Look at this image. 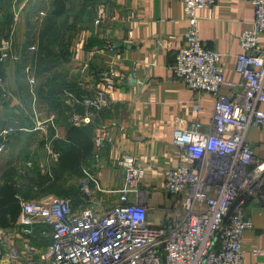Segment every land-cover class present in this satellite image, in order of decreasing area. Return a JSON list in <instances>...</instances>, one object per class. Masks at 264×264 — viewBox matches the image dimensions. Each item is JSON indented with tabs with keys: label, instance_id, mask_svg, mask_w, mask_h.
<instances>
[{
	"label": "built area",
	"instance_id": "built-area-1",
	"mask_svg": "<svg viewBox=\"0 0 264 264\" xmlns=\"http://www.w3.org/2000/svg\"><path fill=\"white\" fill-rule=\"evenodd\" d=\"M181 1L187 27L172 75L190 89L214 94L215 104L208 130L200 128L198 118L189 123L175 119L173 143L181 155L177 165L163 169V188L169 195L164 213L153 222L149 209L153 189L144 184V167L134 155L116 160L123 172L118 188H104L84 166L77 204L71 196L19 197L17 226L22 247L30 255L28 264H247L241 245L244 231L251 227L246 206L249 202L264 204V158L246 140L251 126L264 127V45L259 43L264 34V0H249L254 19L252 27L239 36L243 52L236 56V69L241 79L230 83V97L220 94L226 83L222 54L203 44L199 36L196 10L209 8L216 0ZM11 50V39H1L0 62L11 56ZM86 70V64L82 65L81 73ZM93 77L107 87L125 79L112 66L94 72ZM28 78L34 86L37 78ZM4 81L0 73L2 95L6 96ZM64 92L69 96L66 113L73 126L94 124L110 107L104 89L82 96ZM192 110L196 114L200 110L197 99ZM37 128L51 159L56 160L54 126L45 120ZM12 132L15 128L7 127L0 133V151ZM91 139L90 157L97 162L111 140L109 128L96 124ZM105 193L116 194V199L108 201ZM36 236L47 243L36 248L31 243ZM7 239L8 234L0 229V256Z\"/></svg>",
	"mask_w": 264,
	"mask_h": 264
},
{
	"label": "crops",
	"instance_id": "crops-1",
	"mask_svg": "<svg viewBox=\"0 0 264 264\" xmlns=\"http://www.w3.org/2000/svg\"><path fill=\"white\" fill-rule=\"evenodd\" d=\"M35 2L0 0V37L8 35L13 43L11 56L0 62L7 92L3 96L0 87V133L7 127L15 128V132L7 135L6 148L0 151V184L37 178L43 171L45 157L46 167L51 170L55 161L47 152L37 124L47 120L54 126L53 147L55 142L66 140L69 124L66 111L70 100L64 89L77 96L104 89L109 95L110 107L99 114L94 124L85 126H89L92 138L93 127L105 124L111 140L99 161L94 162L89 157L84 166L91 169L104 188H118L123 182V172L116 160L125 154L134 155L136 162L144 167V184L153 189L149 209L153 222L157 223L169 201L163 188V169L177 165L181 155L173 143L175 119L189 123L198 118L200 128L208 130L214 113V94L190 89L172 75L175 55L184 42L187 27L182 1L75 0L68 12L72 27L67 33V88L55 90L52 96L46 93V88L43 93L37 90L39 80L31 85L30 89L35 90L30 91L21 83L23 62L32 52L28 30ZM8 13L12 14L9 24L5 20ZM196 14L202 43L222 54L226 83L221 86L220 94L230 97V83L241 79L236 69V56L243 52L239 36L252 27L253 5L249 0H216L209 8H198ZM97 18L99 23L95 22ZM259 43L264 45V34H260ZM84 64L87 70L81 73ZM110 66L125 76L113 87L93 77L94 72ZM45 97L54 98L59 107L51 106ZM196 99L200 105L197 114L192 110ZM261 108L264 109V103ZM78 110L82 111V106ZM246 140L252 144L254 153L264 158V127L251 126ZM105 194L108 201L116 199L114 193ZM45 195L55 194L27 198ZM21 196L24 197L21 192L15 193L18 202ZM19 212L12 223L0 224V229L8 234L0 264H28L30 255L22 247L17 226ZM246 215L251 227L242 236L243 261L264 264V204L249 202ZM44 242L38 236L31 240L36 248H41Z\"/></svg>",
	"mask_w": 264,
	"mask_h": 264
},
{
	"label": "trees",
	"instance_id": "trees-1",
	"mask_svg": "<svg viewBox=\"0 0 264 264\" xmlns=\"http://www.w3.org/2000/svg\"><path fill=\"white\" fill-rule=\"evenodd\" d=\"M67 0H51V8L48 12V15L42 24L40 30V48L37 49L35 52V60H39V56H44V42L43 38L46 40V43L50 45V43L54 44V46H58V53L53 51V47L47 54V59L42 61L44 63L43 67L44 71L48 70L57 60L59 57L62 59H68V50L67 44L63 40L64 38V31L65 34L69 33V30L72 27L69 17H68V6ZM6 23H11L12 21V14L9 13L6 15ZM43 31V32H42ZM48 35V36H43ZM8 36V35H7ZM69 36V34H68ZM6 37V36H5ZM3 37V38H5ZM68 39V37H67ZM63 40L64 44H61ZM34 41L33 38L30 39V47L32 42ZM34 51V50H33ZM32 51V52H33ZM51 51V52H50ZM29 56L26 55V57ZM25 59L24 62H26ZM45 86L48 88L45 90ZM63 85L60 83L57 84V87L54 88L53 80L48 79L45 84H39L38 90L39 92L43 93L44 90L46 93H49V96L62 88ZM51 106L59 107V103L52 99V97L44 98ZM54 149L58 151L59 156L57 159L56 164V173L58 174L56 177L57 182H50L45 188L44 186L40 187L39 182L36 181L35 178L23 179L21 182L12 180L11 183L5 182L0 184V224L6 226L12 223L18 213L20 211V204L15 197V193L17 191L21 192L24 197H35L41 195L45 192H55L56 194H66V195H59V196H71L73 197V203L77 204L79 202L78 193H79V185L66 184L67 181L63 178V174L68 173L70 176L74 174H83V166L87 164L88 158L91 156V149H92V139L90 134L89 126H73L68 124L66 130V140L61 142H55ZM38 175V171H37ZM40 176V175H38ZM38 184V185H37ZM71 195H67L70 194Z\"/></svg>",
	"mask_w": 264,
	"mask_h": 264
},
{
	"label": "rangeland",
	"instance_id": "rangeland-1",
	"mask_svg": "<svg viewBox=\"0 0 264 264\" xmlns=\"http://www.w3.org/2000/svg\"><path fill=\"white\" fill-rule=\"evenodd\" d=\"M67 6H68V10H70L73 5L75 4V0H67ZM51 8V0H36L35 3H33V6L31 7V11H30V26H29V30H28V35L29 38H33L34 41L32 42L34 48L31 45V49L33 52H31V54H29L28 57H25V59H27L26 62H23L24 64L22 65V69H21V75H22V79H21V83L22 85L25 87L26 90L30 91L32 89L31 88V83L28 81L27 76L29 77H34L37 78V81L39 80V83L45 84V82L53 80V85L54 88L57 87V84L60 83V85H63V88H67V83L65 81V77L67 76V70H68V65L65 59H62V57H59L55 64H53L48 70L44 71V69L40 68L43 67V65H45L44 63H41L42 61H45L47 59V54L49 52H47V50H50L51 47H53V51L58 53V46H54L53 42L52 44L50 43V45H48L46 43V40L43 38V44H44V50L46 52H44V56H39V60H35V57L33 58V56H35V52L37 51L38 48H40V43H38V41H40V30L42 27V24L44 23L48 12ZM16 18H18V14L17 16H15ZM43 32V31H42ZM64 38L63 40L65 41V43L67 44V34H65L64 31ZM43 36H48V35H43ZM2 39H7V35L5 38L0 37ZM62 40L61 44H64ZM68 45V44H67ZM12 47H13V43H12ZM51 52V51H50ZM26 76V77H25ZM27 78V80L25 79ZM29 83V84H28ZM29 86V87H28ZM46 89L48 88L47 86H45ZM33 90H35L33 88ZM38 90V88H37ZM45 157V156H44ZM58 159V158H57ZM57 159L54 160L55 162L51 165V170L48 171L47 167H46V157L44 158V163H43V171H41V175L38 176L36 179V181H40V187L44 186V188L50 183V182H57L56 177H57V173H56V177H55V169H56V164H57ZM63 178L66 179L67 183L66 184H72L73 185H79V180L83 177L82 174H74V175H69L68 173L63 174L62 175ZM21 181V180H18ZM38 185V184H37ZM45 193H52L55 195H66V194H56L55 192H45ZM44 194V193H42ZM67 194V195H71ZM47 242H44V245Z\"/></svg>",
	"mask_w": 264,
	"mask_h": 264
},
{
	"label": "water",
	"instance_id": "water-1",
	"mask_svg": "<svg viewBox=\"0 0 264 264\" xmlns=\"http://www.w3.org/2000/svg\"><path fill=\"white\" fill-rule=\"evenodd\" d=\"M230 212V211H229Z\"/></svg>",
	"mask_w": 264,
	"mask_h": 264
}]
</instances>
